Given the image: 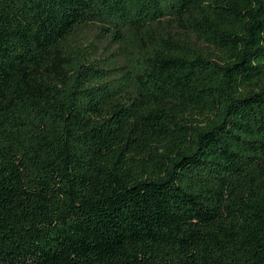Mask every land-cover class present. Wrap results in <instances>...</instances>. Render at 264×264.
Returning a JSON list of instances; mask_svg holds the SVG:
<instances>
[{"label":"trees","instance_id":"obj_1","mask_svg":"<svg viewBox=\"0 0 264 264\" xmlns=\"http://www.w3.org/2000/svg\"><path fill=\"white\" fill-rule=\"evenodd\" d=\"M0 264H264V0H0Z\"/></svg>","mask_w":264,"mask_h":264},{"label":"rangeland","instance_id":"obj_2","mask_svg":"<svg viewBox=\"0 0 264 264\" xmlns=\"http://www.w3.org/2000/svg\"><path fill=\"white\" fill-rule=\"evenodd\" d=\"M78 37L80 41H82L83 44L86 45L87 42L91 41L94 38V30L92 28L84 29L80 32ZM106 50L107 48L105 46L101 47L100 53L102 54V58H106V56L109 54V52H107Z\"/></svg>","mask_w":264,"mask_h":264}]
</instances>
